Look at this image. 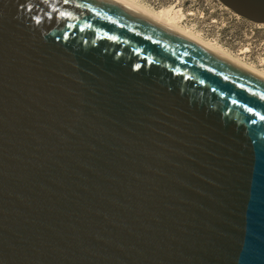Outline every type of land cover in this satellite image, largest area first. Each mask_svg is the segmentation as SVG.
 <instances>
[{
	"label": "water",
	"instance_id": "1",
	"mask_svg": "<svg viewBox=\"0 0 264 264\" xmlns=\"http://www.w3.org/2000/svg\"><path fill=\"white\" fill-rule=\"evenodd\" d=\"M0 264H264V79L110 0H0Z\"/></svg>",
	"mask_w": 264,
	"mask_h": 264
},
{
	"label": "rangeland",
	"instance_id": "2",
	"mask_svg": "<svg viewBox=\"0 0 264 264\" xmlns=\"http://www.w3.org/2000/svg\"><path fill=\"white\" fill-rule=\"evenodd\" d=\"M212 42L235 58L264 72V25L234 13L218 0H131ZM172 15L174 17H172Z\"/></svg>",
	"mask_w": 264,
	"mask_h": 264
},
{
	"label": "bare ground",
	"instance_id": "3",
	"mask_svg": "<svg viewBox=\"0 0 264 264\" xmlns=\"http://www.w3.org/2000/svg\"><path fill=\"white\" fill-rule=\"evenodd\" d=\"M116 4H119L120 6L131 10L137 14H140L151 21L171 30L172 32L200 45L201 47L209 50L210 52L220 56L221 58L229 61L230 63L236 65L239 68H242L246 70L247 72L252 73L255 76H258L262 79H264V72L259 71L258 69H255L252 66H249L248 64L244 63L241 59L235 58L232 55H230L228 52H226L224 49L219 48L212 42H207L203 40L199 35L197 36L196 34L192 33L191 31L182 28L181 26L177 25L175 22V18H167L166 14H160L157 15L153 12H151L148 8L146 9L145 7H141L139 4L134 3L131 0H110ZM172 17H174L172 15Z\"/></svg>",
	"mask_w": 264,
	"mask_h": 264
}]
</instances>
